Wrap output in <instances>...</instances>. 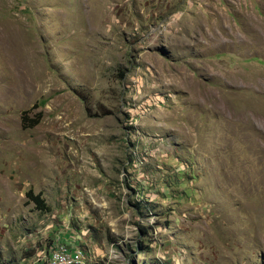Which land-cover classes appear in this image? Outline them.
<instances>
[{
    "label": "rangeland",
    "instance_id": "374dc122",
    "mask_svg": "<svg viewBox=\"0 0 264 264\" xmlns=\"http://www.w3.org/2000/svg\"><path fill=\"white\" fill-rule=\"evenodd\" d=\"M59 246L264 264V0H0V264Z\"/></svg>",
    "mask_w": 264,
    "mask_h": 264
},
{
    "label": "built area",
    "instance_id": "2783aa9c",
    "mask_svg": "<svg viewBox=\"0 0 264 264\" xmlns=\"http://www.w3.org/2000/svg\"><path fill=\"white\" fill-rule=\"evenodd\" d=\"M83 258L81 250L70 253L63 246H59L51 250L47 264H84Z\"/></svg>",
    "mask_w": 264,
    "mask_h": 264
},
{
    "label": "trees",
    "instance_id": "16d2710c",
    "mask_svg": "<svg viewBox=\"0 0 264 264\" xmlns=\"http://www.w3.org/2000/svg\"><path fill=\"white\" fill-rule=\"evenodd\" d=\"M41 118V113H37L36 117L28 118L26 117V113L21 116V125L23 128H30L38 124ZM26 197L29 202H31L34 207L40 211H47V208L43 204V199L40 197L39 194H33L32 191L26 192Z\"/></svg>",
    "mask_w": 264,
    "mask_h": 264
}]
</instances>
